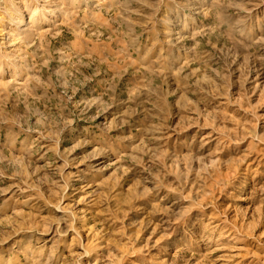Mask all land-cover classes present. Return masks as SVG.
<instances>
[{"label":"rangeland","instance_id":"1","mask_svg":"<svg viewBox=\"0 0 264 264\" xmlns=\"http://www.w3.org/2000/svg\"><path fill=\"white\" fill-rule=\"evenodd\" d=\"M27 1L49 22L0 0V264H264V0Z\"/></svg>","mask_w":264,"mask_h":264},{"label":"bare ground","instance_id":"2","mask_svg":"<svg viewBox=\"0 0 264 264\" xmlns=\"http://www.w3.org/2000/svg\"><path fill=\"white\" fill-rule=\"evenodd\" d=\"M26 3V7L30 8L31 6H33V8L31 9V15H30V19L32 21H36V23H40V24H45L49 22V17L47 16L48 12H44V10H40L38 7H34V5H32L31 3H29L27 0H25ZM31 5V6H30ZM25 7V8H26ZM26 8V9H27ZM17 10V9H16ZM19 15V14H17ZM19 17V16H18ZM23 17V16H22ZM17 23V22H16Z\"/></svg>","mask_w":264,"mask_h":264}]
</instances>
